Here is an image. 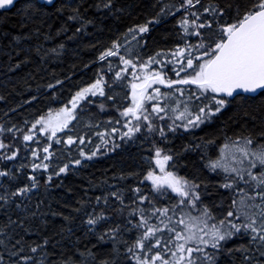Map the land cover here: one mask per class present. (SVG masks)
<instances>
[{
    "label": "snow or ice",
    "instance_id": "6c2138e0",
    "mask_svg": "<svg viewBox=\"0 0 264 264\" xmlns=\"http://www.w3.org/2000/svg\"><path fill=\"white\" fill-rule=\"evenodd\" d=\"M17 4L20 27L26 31L14 35L9 43L15 42L13 52L24 59H16L12 68L31 61L32 53L42 61L49 53L62 54L66 41L81 39L89 25L98 26L99 20L90 10H102L101 18L105 13L115 16L124 12L117 8L116 0H60L57 5L52 0H0V9L10 11ZM154 7L158 11L147 21L132 23L106 46L101 45L96 61L102 67L95 79L78 87L63 103L51 102L58 107L50 106L25 121L22 140L25 150L31 153V162L19 165L15 171L0 167V177L5 178L0 181V264H219L225 255L231 264H264V0H180ZM173 14L179 15L174 25L179 42L172 48L146 54L145 37L150 26ZM41 35L54 46L45 48L39 40ZM33 37L37 38L34 47H19ZM88 46L96 48L95 44ZM116 58L118 62L114 64ZM113 73L109 86L108 74ZM61 84L60 79H53L46 88ZM160 85L167 89L162 91ZM116 88L130 89L123 95L127 106L116 103L120 93L113 91L108 95ZM52 94L55 96L56 92ZM37 98L29 97L33 102ZM99 98L109 101L122 120L109 116L108 121L116 126L94 133L98 143L92 135H66L64 139L57 135L71 129L81 119L79 113L87 111L84 105L91 106ZM99 107L104 109L107 105L101 103ZM229 108L235 109L229 119H243L245 124L231 133L225 127L218 154L206 162L210 170L220 175L217 185L234 190L226 213L214 212L213 205L205 202L208 185L173 170L175 166L170 162L176 153L153 140L154 154L146 158L150 166L119 174L121 180L126 175L138 177L137 183L121 188L114 173L110 186L102 180L95 197L86 190L72 214L64 216L68 223L79 216L84 231L95 237L96 244L77 247L73 256L79 253L78 259H65V252L57 255L62 241L68 244L63 236L65 230L60 232L62 240L43 235L40 223H36L38 219L47 223L40 211L43 200L32 207L33 192L39 193L41 184L46 192L54 178L67 173L71 166L81 165L85 157L100 155L101 148L111 151L119 147L117 137L121 142H131L147 129L148 134L158 133L159 139L166 141L169 134L199 128ZM249 119L252 127L248 126ZM257 121L260 131H256ZM91 126L89 120L87 127ZM0 130L14 132L15 138H20L21 129L15 124L7 129L0 126ZM38 134L48 141L42 151L28 143L41 142ZM52 141L69 146L78 142V156L69 152L71 159H63ZM214 142L206 141L197 147H209ZM86 143L94 147L86 150ZM10 147L0 138V150H4L0 151V159L18 158L19 147L9 151ZM54 160L62 162L54 164ZM25 167L31 171L27 182L20 183L17 173H23ZM37 171L41 172L39 177ZM146 182H151L150 190L140 186ZM105 186L115 190L105 191ZM28 233H37L39 238L28 240ZM66 235L72 236L71 229ZM75 243H79V238ZM105 243L110 244L107 250H103Z\"/></svg>",
    "mask_w": 264,
    "mask_h": 264
},
{
    "label": "trees",
    "instance_id": "16d2710c",
    "mask_svg": "<svg viewBox=\"0 0 264 264\" xmlns=\"http://www.w3.org/2000/svg\"><path fill=\"white\" fill-rule=\"evenodd\" d=\"M59 2L60 0H55L53 4L57 5ZM173 2L179 3L180 0H116L117 8H123L124 12L117 13L115 16L105 13L102 18V10L92 9L90 10L91 14L96 15L99 20L96 28L89 25L87 32L81 34V39L66 41V49L62 54L49 53V56L44 57L42 61L39 56L32 53L31 61H26L19 68H12V64L16 59L23 60L24 57L13 52V44L15 42L13 44L9 43L14 35L22 34L23 31H26V29L20 27L22 20L17 14L19 4L10 11L0 9V96L4 97V99L0 100V126L3 129H7L15 124L21 129L19 139L15 138L17 134L14 132L0 130V138H3L5 143L11 146L9 151L16 147L20 149L18 158H14L11 161L0 159V167L15 171L19 165H27V163L31 162V153L25 150L22 140V133L26 130L25 121H31L36 115L46 111L50 106L58 107V104L51 102L58 100L63 103L78 87L95 79L97 70L102 67V64L96 61L101 45L106 46L110 39L114 38L118 32H123L132 23H143L148 20L149 16L155 15L158 8L154 7V5ZM204 2L207 3L208 0H204ZM48 11L51 12L52 9L49 8ZM182 14V12L179 13V15ZM179 15L173 14L164 18L163 22L150 26L151 31L145 37L148 41V47L145 49L146 54L150 55L161 48H172L179 42V37L176 35L177 28L174 27ZM99 25H103V27ZM68 35H71V32ZM39 40L45 48L54 46L52 41H44L42 35ZM97 41L100 44H97ZM36 43L37 38L33 37L20 43L19 47L26 49L29 44L34 47ZM56 43H59V40ZM92 44L96 45L95 49L88 46ZM10 55L12 56L11 60L9 59ZM117 62L118 58L113 60L114 64ZM103 66L106 68V62ZM112 75L114 73L108 74L109 86L112 85ZM168 75L175 78L173 72H169ZM53 79H60L62 84L55 86L54 89H47L46 85L51 83ZM53 91L56 92L55 96L52 94ZM113 91L120 93L116 103L121 106H127L123 101V95L130 89L125 88L122 90L116 88L108 91V95L111 96ZM31 96H37L38 98L33 102L29 99ZM101 103H105L107 107L100 109L99 105ZM84 108L87 111L79 113L81 119L73 123L71 129H64L57 134L61 139H64L66 135L86 134L92 135L93 141L98 143L99 140L93 135L94 133L103 131L105 127L110 130L111 127L116 126L108 121L109 116L122 120L111 103L104 98L95 99L93 105L89 106L86 104ZM234 112V108H229L223 115H218L213 121L205 122L199 128L180 129L178 132L169 134L166 141L160 140L158 133L155 136L148 134L147 129H145L144 133L137 134L138 139L131 142L128 140L121 142V138L117 137L116 143L119 147L111 151L101 148L100 155L91 159L85 157L81 165L71 166L67 173L61 174L58 179L54 178L46 192L44 185L41 184L39 193L33 192L32 207L35 208L38 200H43L40 211L43 213L42 220L47 223H42L39 219L36 221V223H40L43 235L54 237L55 240H62L60 232L61 229L65 230L63 236L68 241V244L62 241L61 246L57 250V255L59 256L60 252H65V259L69 257L78 259L79 253L73 256V252L77 247L84 249L96 244L95 237L89 236L84 231L79 216L71 223L66 222L64 216L72 214V209L78 206V201L85 196L86 190L88 195L95 197V195L99 194L98 186L102 180H106L107 185L110 186L114 173L116 174V183L121 188L127 189L137 183L138 177L126 175V178L121 180L119 174L146 170L150 166L146 158L154 154L151 147L153 140L166 150L170 149L176 153V158L170 162V165L175 166L173 170L178 171L180 175L188 176L190 179L197 177L208 185L206 192L209 195H205V202L213 205V211L226 213L231 205L234 190L219 187L217 181L220 180V175L210 170L206 166V162L209 157H215L218 154V149L224 142L221 132L225 127L231 133L237 131L241 125L245 124L243 119L239 121L229 119ZM89 120L92 122L91 127H87ZM97 121L100 122L98 125ZM165 123H167V120H165ZM256 123V131H260L259 121ZM248 126L252 127L250 119ZM38 135L41 142L28 143L31 148L39 147L42 151L44 144L48 143V141L43 134ZM145 137H147L146 140ZM141 141L145 142L141 144ZM206 141L215 142L209 147H197V145H202ZM52 144L53 148L61 154L63 159H71L69 152H71L72 156H78V142H74L72 146H68L66 143L58 144L56 141H52ZM186 144L192 145V147L185 148ZM92 147H94V144H85L86 150H91ZM40 159H42V156ZM59 162H62V160L53 161L54 164ZM29 171L31 169L25 167L23 173H17L20 183L27 182V173ZM36 175L39 177L41 172L37 171ZM43 175L46 176V173H43ZM2 180H5V178L0 177V181ZM108 186H105V191L115 190V188ZM140 186L145 190H150V184L147 182ZM172 195L174 196L175 194ZM54 213H63V215H54ZM68 229L72 231L71 237L66 235ZM38 238L37 233H28L26 236L28 240ZM77 238H79L78 244L75 243ZM49 247L51 250V245ZM109 247L110 244L105 243L103 250H107ZM219 264H231V259L226 255L222 256Z\"/></svg>",
    "mask_w": 264,
    "mask_h": 264
},
{
    "label": "rangeland",
    "instance_id": "374dc122",
    "mask_svg": "<svg viewBox=\"0 0 264 264\" xmlns=\"http://www.w3.org/2000/svg\"><path fill=\"white\" fill-rule=\"evenodd\" d=\"M161 88H166L167 89V86L166 85H160ZM147 183H151V182H147Z\"/></svg>",
    "mask_w": 264,
    "mask_h": 264
},
{
    "label": "water",
    "instance_id": "95a60500",
    "mask_svg": "<svg viewBox=\"0 0 264 264\" xmlns=\"http://www.w3.org/2000/svg\"><path fill=\"white\" fill-rule=\"evenodd\" d=\"M55 0H52V3L54 2ZM41 3H46L47 0H40Z\"/></svg>",
    "mask_w": 264,
    "mask_h": 264
},
{
    "label": "flooded vegetation",
    "instance_id": "af4514ba",
    "mask_svg": "<svg viewBox=\"0 0 264 264\" xmlns=\"http://www.w3.org/2000/svg\"><path fill=\"white\" fill-rule=\"evenodd\" d=\"M161 89H162V91H163V90H166V88H161Z\"/></svg>",
    "mask_w": 264,
    "mask_h": 264
}]
</instances>
